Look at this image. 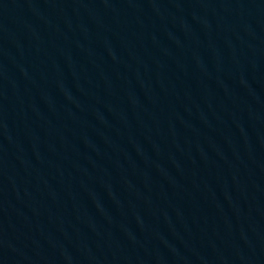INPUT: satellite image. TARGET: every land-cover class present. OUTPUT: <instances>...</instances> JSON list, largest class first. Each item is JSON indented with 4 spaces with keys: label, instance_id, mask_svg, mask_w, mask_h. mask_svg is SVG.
Returning a JSON list of instances; mask_svg holds the SVG:
<instances>
[{
    "label": "water",
    "instance_id": "obj_1",
    "mask_svg": "<svg viewBox=\"0 0 264 264\" xmlns=\"http://www.w3.org/2000/svg\"><path fill=\"white\" fill-rule=\"evenodd\" d=\"M0 264H264V0H0Z\"/></svg>",
    "mask_w": 264,
    "mask_h": 264
}]
</instances>
